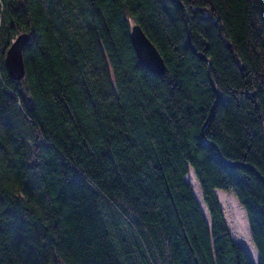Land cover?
I'll return each instance as SVG.
<instances>
[{
	"label": "trees",
	"instance_id": "trees-1",
	"mask_svg": "<svg viewBox=\"0 0 264 264\" xmlns=\"http://www.w3.org/2000/svg\"><path fill=\"white\" fill-rule=\"evenodd\" d=\"M135 24L165 74L140 64ZM24 32L14 80L6 52ZM255 169L264 0H0V264H254L216 191L264 264Z\"/></svg>",
	"mask_w": 264,
	"mask_h": 264
},
{
	"label": "water",
	"instance_id": "water-1",
	"mask_svg": "<svg viewBox=\"0 0 264 264\" xmlns=\"http://www.w3.org/2000/svg\"><path fill=\"white\" fill-rule=\"evenodd\" d=\"M188 34L190 36V32H188ZM130 37L140 64L143 67L148 68L151 72L155 74L158 75L165 74L166 64L160 51L155 46V44L148 38V36L146 35V33L144 32V30L140 25L135 24L132 26ZM29 42H30V34L25 32L21 33L15 38V40L12 42V44L10 45V47L6 52V58H5L6 68L10 77L14 80H21L25 77L26 70H25L23 52L24 49L28 46ZM189 43L191 44L190 40ZM207 62H208V73L211 79V83L213 84L217 92V96H219V91L215 87L212 79L210 62L208 58H207ZM215 106L216 104L211 110L210 117L212 116ZM211 145H213V147L217 150L219 156L223 160H225L218 146L215 143H211ZM254 172L264 182V176H262L261 173L256 169L254 170Z\"/></svg>",
	"mask_w": 264,
	"mask_h": 264
},
{
	"label": "rangeland",
	"instance_id": "rangeland-1",
	"mask_svg": "<svg viewBox=\"0 0 264 264\" xmlns=\"http://www.w3.org/2000/svg\"><path fill=\"white\" fill-rule=\"evenodd\" d=\"M187 180L191 183L193 191L195 192L201 206L208 214L206 206L203 202L202 193L196 177L193 173L187 176ZM222 192L216 191V195L219 202L224 210L225 220L227 227L236 240L242 247L249 253L254 264L258 263V253L252 243L250 231L248 227L247 217L244 209L236 201V199L228 196L226 194H221ZM253 246V247H252Z\"/></svg>",
	"mask_w": 264,
	"mask_h": 264
},
{
	"label": "bare ground",
	"instance_id": "bare-ground-1",
	"mask_svg": "<svg viewBox=\"0 0 264 264\" xmlns=\"http://www.w3.org/2000/svg\"><path fill=\"white\" fill-rule=\"evenodd\" d=\"M223 195V193H221ZM253 247V246H252Z\"/></svg>",
	"mask_w": 264,
	"mask_h": 264
}]
</instances>
